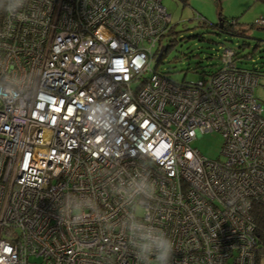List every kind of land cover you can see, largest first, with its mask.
<instances>
[{
    "label": "built area",
    "instance_id": "built-area-1",
    "mask_svg": "<svg viewBox=\"0 0 264 264\" xmlns=\"http://www.w3.org/2000/svg\"><path fill=\"white\" fill-rule=\"evenodd\" d=\"M0 0V60L27 74L0 102V264H138L113 185L139 173L156 184L152 223L174 241L171 264H256L251 207L264 206V104L257 77L222 69L177 81L152 67L170 27L161 0ZM264 25V16L256 18ZM0 69V79H3ZM222 136L223 158L189 145ZM95 200L71 229L69 194Z\"/></svg>",
    "mask_w": 264,
    "mask_h": 264
},
{
    "label": "rangeland",
    "instance_id": "rangeland-1",
    "mask_svg": "<svg viewBox=\"0 0 264 264\" xmlns=\"http://www.w3.org/2000/svg\"><path fill=\"white\" fill-rule=\"evenodd\" d=\"M161 2L170 14L173 34L167 33L161 38L160 45H169V49L158 63L152 60L153 68L173 80L196 81L204 71L214 70L218 62L214 55L219 50L218 46L223 44L236 49L238 55L243 56L235 61L237 67L258 73L253 93L264 104V28L250 26L245 30V36L215 34V28L210 24L218 22L222 15L231 17L222 9V15H219V6L215 0ZM200 18H204L208 24L202 25ZM240 19L242 22L243 19ZM244 22L250 24L252 21ZM157 48L156 43L152 51L156 52ZM247 55L250 57L247 58ZM189 145L207 158H223L220 153L222 136L218 131H205L192 138ZM260 264H264V255L261 256Z\"/></svg>",
    "mask_w": 264,
    "mask_h": 264
},
{
    "label": "clouds",
    "instance_id": "clouds-1",
    "mask_svg": "<svg viewBox=\"0 0 264 264\" xmlns=\"http://www.w3.org/2000/svg\"><path fill=\"white\" fill-rule=\"evenodd\" d=\"M23 4L24 0H8L6 11L15 15ZM0 69L4 73L3 79H0V102H16L31 86V80L27 74L18 73L13 65L9 67L7 60H0ZM113 190L128 208L119 227L127 235L138 264H171L174 241L162 228L152 223L150 211L146 207L147 202L156 196L155 182L139 173L127 181L114 184ZM89 211L95 213L97 222L105 229L113 228L110 216L100 212L95 200L87 196L67 194L60 208V217L71 229L83 223Z\"/></svg>",
    "mask_w": 264,
    "mask_h": 264
},
{
    "label": "trees",
    "instance_id": "trees-1",
    "mask_svg": "<svg viewBox=\"0 0 264 264\" xmlns=\"http://www.w3.org/2000/svg\"><path fill=\"white\" fill-rule=\"evenodd\" d=\"M182 1L187 2V0H182ZM221 1L222 0H215V2L219 6V12H218L219 15H222L221 11H220L221 10ZM258 1L264 2V0H258ZM199 20H200V23H202V25H204V26L208 24L204 18H200ZM210 25H212L215 28V34L223 33V34L237 35V36H243V35L245 36L246 35L245 30L250 28V26L251 27L255 26L258 28H264V25H256L253 22L250 23L249 26L247 25L248 26L247 27L245 23L240 22L238 20V17H227V16H223V15L218 19V22H216L214 24H210ZM167 33L173 34L172 24L168 28L167 32L162 35V37ZM160 41H161V39H160ZM160 41L158 43V48L160 46ZM158 48H157V51H158ZM218 48H219L218 52L215 53V55H214L218 61L214 70L204 71L203 73H201L200 77L205 78L206 76L212 75V74H214V73H216L222 69L223 62L221 60V53H222V50L224 48H228L232 51V55H231V59H230L231 62H229V64L227 63L226 66H229V68L232 70L248 71L251 74H253L254 76H256L258 79V73L255 70L243 69V68H239L236 66L235 61L237 59L243 57L242 55H238V51H236V49L229 47V46H225L223 44H221V46H218ZM168 49H169V45L164 46L162 53L159 55H157V51L154 52L153 57H154L155 63H158L162 59V57L165 55V53L168 51ZM249 57L250 56L247 55V58H249ZM182 81H185V80H182ZM251 214L253 216V219H254V222L256 225V236H257V240H258V248L256 250V264H258L261 256L264 255V206H262L258 203L253 204L251 207Z\"/></svg>",
    "mask_w": 264,
    "mask_h": 264
},
{
    "label": "crops",
    "instance_id": "crops-1",
    "mask_svg": "<svg viewBox=\"0 0 264 264\" xmlns=\"http://www.w3.org/2000/svg\"><path fill=\"white\" fill-rule=\"evenodd\" d=\"M221 9L227 15H231V17H238L240 22L241 17L243 23L247 20H251L254 23L256 18L264 16V2L258 0H222ZM246 25L249 26V24ZM260 260L258 264H260Z\"/></svg>",
    "mask_w": 264,
    "mask_h": 264
},
{
    "label": "water",
    "instance_id": "water-1",
    "mask_svg": "<svg viewBox=\"0 0 264 264\" xmlns=\"http://www.w3.org/2000/svg\"><path fill=\"white\" fill-rule=\"evenodd\" d=\"M164 49V45H160L157 51V55L161 54Z\"/></svg>",
    "mask_w": 264,
    "mask_h": 264
}]
</instances>
